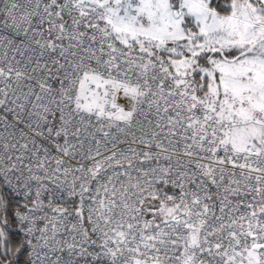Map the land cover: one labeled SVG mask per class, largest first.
<instances>
[{"label":"snow or ice","instance_id":"obj_1","mask_svg":"<svg viewBox=\"0 0 264 264\" xmlns=\"http://www.w3.org/2000/svg\"><path fill=\"white\" fill-rule=\"evenodd\" d=\"M0 2V264H264V0Z\"/></svg>","mask_w":264,"mask_h":264},{"label":"built area","instance_id":"obj_2","mask_svg":"<svg viewBox=\"0 0 264 264\" xmlns=\"http://www.w3.org/2000/svg\"><path fill=\"white\" fill-rule=\"evenodd\" d=\"M4 5L2 2H0V8H2ZM118 104H121V105H126V101L125 99L123 98V94L122 93H119L117 95V101H116ZM107 130V129H106ZM97 138H99V134L97 135ZM74 142V141H73ZM123 147H127V145H123ZM133 147H136V145H133ZM78 160H80V163H88L87 161H84L82 159H80V157L78 156L77 157ZM65 162H66V166L67 164L69 163H74V161H70L69 158H65ZM53 167L55 166L54 163L52 165ZM112 169H109V172H111ZM69 180H71V176H69L68 178ZM73 201H75V203H73ZM23 202V201H22ZM47 203V201L45 202ZM87 200H86V204L85 206H87ZM54 206H58V207H61V208H66L68 210L69 213H72V215L69 217V220H68V224L70 225L71 223H74L76 222V217H75V212H74V209L76 207L79 206V199L77 197H68L66 195V192L65 194L62 196L61 199H59L58 201H56L54 203ZM217 214L219 215V213L217 212ZM39 215H42V214H39ZM48 215L49 216H52L54 215V213L51 212V210L49 209L48 210ZM40 224V226H43V222H38ZM95 238V237H94Z\"/></svg>","mask_w":264,"mask_h":264},{"label":"trees","instance_id":"obj_3","mask_svg":"<svg viewBox=\"0 0 264 264\" xmlns=\"http://www.w3.org/2000/svg\"><path fill=\"white\" fill-rule=\"evenodd\" d=\"M217 2L223 5L224 2H225V0H217ZM229 2H230V0H229ZM21 203H23V202L21 201ZM13 238H14V239H15V238H18V234H17V233H13Z\"/></svg>","mask_w":264,"mask_h":264},{"label":"rangeland","instance_id":"obj_4","mask_svg":"<svg viewBox=\"0 0 264 264\" xmlns=\"http://www.w3.org/2000/svg\"><path fill=\"white\" fill-rule=\"evenodd\" d=\"M193 30L195 31L196 29L193 27Z\"/></svg>","mask_w":264,"mask_h":264}]
</instances>
